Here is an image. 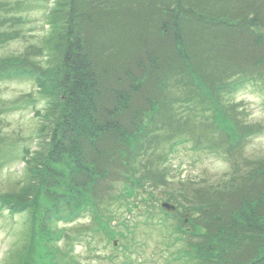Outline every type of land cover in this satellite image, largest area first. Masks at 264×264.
<instances>
[{
	"label": "trees",
	"instance_id": "1",
	"mask_svg": "<svg viewBox=\"0 0 264 264\" xmlns=\"http://www.w3.org/2000/svg\"><path fill=\"white\" fill-rule=\"evenodd\" d=\"M56 2L49 17L55 62L28 65L29 56L10 65L0 61V78L11 71L33 75L52 108L47 146L28 161L31 190L42 189L26 208L37 225L26 222L24 250L10 264H81L70 239H56L63 229L58 235L52 231L60 219L87 209L96 221L109 216L102 206L116 197V179L128 185L124 195L137 207L144 206L140 196L156 198L157 189L175 181L166 161L149 160L147 154L157 149L154 132L178 126L177 136H186L180 142L190 141L194 134L188 132L192 124H184L186 115L227 131L223 119H234L229 111L221 124L216 118L206 121L212 101L248 80L264 79V0ZM15 6L0 0V45L22 36ZM31 52L38 51L31 47ZM205 59L211 63L207 67ZM173 78V99L184 100L147 117L146 111L165 107L152 97L149 83L155 80L162 88ZM143 97L141 107L137 101ZM245 168L223 176L216 192L200 184L198 190L211 194L212 201L168 193L181 204L178 211L189 204L190 218L200 209L195 222L182 220V231L174 233L176 240L185 235L187 253L199 264H264V161ZM227 192L236 199L232 203L223 198Z\"/></svg>",
	"mask_w": 264,
	"mask_h": 264
},
{
	"label": "rangeland",
	"instance_id": "2",
	"mask_svg": "<svg viewBox=\"0 0 264 264\" xmlns=\"http://www.w3.org/2000/svg\"><path fill=\"white\" fill-rule=\"evenodd\" d=\"M13 2L21 7L13 8L16 10V15H22L28 20L23 21L20 27L21 37L0 46V61L6 60L1 64L10 65L24 56H29L32 61L25 62L28 65L30 63L38 66L52 65L55 62L53 60L55 48L49 38V30L52 29L49 17H52L51 10L57 3L56 0H13ZM43 41L49 43L45 49L42 46ZM31 47L38 52L34 54L31 52L30 55ZM203 62L205 67L211 64L206 59ZM13 74L15 73H10L9 76ZM246 83L247 85L233 94L227 90L222 100H213L211 103L206 121L210 123L216 118V124H221V117L227 116L229 111L234 119H223V122L227 123V131L224 128L221 132L214 128L215 125H206L186 115L189 119L186 118L184 124H192L188 132L194 134L189 137L190 141L180 142V138L186 136H177L178 126H173L172 130L167 128L161 133L154 132L152 136L157 135V141L156 144L152 143V147L157 149L152 152L157 154H147L149 160L156 156L158 163L166 161V165L170 167L168 171L172 172L171 176L175 182L164 186V189H157L159 196L151 198L150 201L147 197L140 196L146 208L137 207L131 202L133 198L130 200L119 196L118 194L125 196L128 185L123 180L116 179V197H112L102 206V208L107 207V212L110 214L115 213L114 226L109 225L108 213L102 219H98L95 225H92L93 221H85L87 217L80 218L72 224L60 225L67 230L66 234L61 235V241L70 239L71 250H74L81 258V264H176L182 261H185V264H199L198 260L195 261L196 257L193 254L187 253L185 235L180 234L182 238L176 240L174 233L182 231V220L187 219L189 223L195 222L194 220L201 215L200 209H196L198 217L191 214L194 217L190 218L189 204L184 203L179 215L168 214L159 206V201L161 197L164 198L163 200L168 199L165 192L168 188L180 189L181 194L184 195L186 192V196L196 195L206 201H212L211 194L198 190L200 184L210 192H216L223 176L228 178L236 170L239 174L240 171L246 172L245 166L248 163L257 166L264 161V79L258 83ZM150 84H152V97L159 99L165 106L168 98L165 100L166 95L162 96L165 92L161 88L162 84L155 80ZM172 88L173 86L170 89ZM174 91H170L169 96L174 95ZM27 94L40 99L37 103L38 109L24 107L21 110L4 113V108H0V127L6 134V136H0L1 140L4 139L0 161L6 162L0 168V199L19 207L28 205L30 202L34 204L36 195L42 190H31L32 186L28 182L30 178L28 174L31 170L26 161L29 158L33 159L34 154H37L40 149L37 138L39 134H42L40 143H43L45 148L47 146V133L52 121V114L49 113L52 112V108L49 105L50 101L44 100L38 84L28 76L0 82L1 107L8 106L11 102L28 96ZM142 99L144 97L137 101V103L141 101V107L144 106ZM176 102L177 100L173 99L168 104L174 105ZM162 111L161 108L155 116L157 117ZM153 112L146 111V116L148 117L149 113L152 115ZM198 128H202L203 131L197 130ZM198 143L210 145L203 147L198 146ZM23 145L32 147V153L26 160H23ZM45 148H42L41 152ZM8 151L16 152L18 155L12 154L9 159ZM146 151H150L149 148ZM31 177H34L33 173ZM239 178L242 179L243 176L240 175ZM180 196L182 195H177V199L183 200ZM223 198L231 203L236 200L228 192L223 194ZM177 204L181 205L179 202ZM33 218L31 210L24 214H17L14 218L5 210L0 213V264H10L20 256L21 251L24 250V243L27 241L28 224L26 222L32 220V225H37ZM85 223L91 226H85ZM60 226L53 228L55 235L60 233ZM179 226H181L180 229ZM202 227L199 226V228ZM77 229L92 237L75 233ZM111 236H116L115 246L112 244L114 239ZM13 251H15L14 254L10 256ZM116 252L118 254H114ZM243 260L244 258L241 257L240 261Z\"/></svg>",
	"mask_w": 264,
	"mask_h": 264
},
{
	"label": "water",
	"instance_id": "3",
	"mask_svg": "<svg viewBox=\"0 0 264 264\" xmlns=\"http://www.w3.org/2000/svg\"><path fill=\"white\" fill-rule=\"evenodd\" d=\"M164 206H166L168 209H174V206L168 203H164Z\"/></svg>",
	"mask_w": 264,
	"mask_h": 264
}]
</instances>
